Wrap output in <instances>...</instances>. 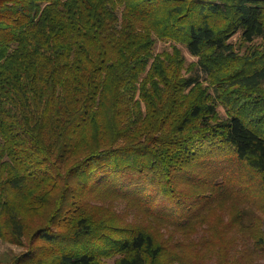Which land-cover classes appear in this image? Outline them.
<instances>
[{"label": "trees", "instance_id": "trees-1", "mask_svg": "<svg viewBox=\"0 0 264 264\" xmlns=\"http://www.w3.org/2000/svg\"><path fill=\"white\" fill-rule=\"evenodd\" d=\"M239 190L264 255V0H0V264H177Z\"/></svg>", "mask_w": 264, "mask_h": 264}, {"label": "rangeland", "instance_id": "rangeland-1", "mask_svg": "<svg viewBox=\"0 0 264 264\" xmlns=\"http://www.w3.org/2000/svg\"><path fill=\"white\" fill-rule=\"evenodd\" d=\"M239 35L234 37V40L238 38ZM262 40L258 39L257 44H260ZM166 48L171 49V41H159L155 47L156 52H160ZM246 51V47H242L241 53ZM184 56L186 57L187 65L190 63H196L198 60L197 56H193L187 50L184 51ZM209 82H204L208 85ZM213 84H211L212 86ZM210 86V88H211ZM213 91V90H211ZM221 116H226V108L224 105L219 104L218 106ZM235 192L234 190H231ZM245 193L250 196V192L245 191ZM248 196L244 195L239 190L236 197L232 195H225L224 198H219V194L206 199H201L203 206L197 209V215H203L208 219L219 222L224 225V233L216 232L217 229H212L215 231L211 240H207L211 235L210 232L205 234L204 227L200 224L196 225V228H191V232L179 231L176 232L174 238L175 241H180L181 243L186 242L187 254L181 257V260H177V264H218L219 261L226 260V264H264V255L261 254L259 250L254 247V241L252 239V234L254 232L252 228L245 230L241 226L244 223L249 224L250 214H244L242 211L247 208L244 204L245 198ZM258 210V214L262 216L264 211L262 208ZM249 210V209H248ZM264 217V215H263ZM262 230L264 231V220L262 221ZM220 227V226H219ZM254 229H257L255 226ZM205 238V239H204ZM226 247L227 257H222L221 249ZM218 247V248H217ZM25 249L24 246L10 242L0 236V259L6 261L11 259L14 255L21 253ZM196 255L197 257H191ZM253 257V258H252ZM252 258V259H251ZM115 259H109L108 264H114Z\"/></svg>", "mask_w": 264, "mask_h": 264}]
</instances>
